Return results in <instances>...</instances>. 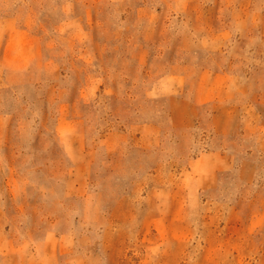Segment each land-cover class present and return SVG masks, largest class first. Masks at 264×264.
<instances>
[{"label":"rangeland","instance_id":"rangeland-1","mask_svg":"<svg viewBox=\"0 0 264 264\" xmlns=\"http://www.w3.org/2000/svg\"><path fill=\"white\" fill-rule=\"evenodd\" d=\"M0 264H264V0H0Z\"/></svg>","mask_w":264,"mask_h":264}]
</instances>
